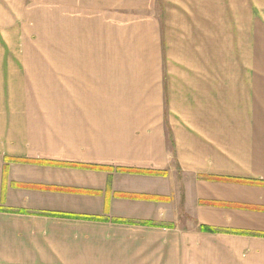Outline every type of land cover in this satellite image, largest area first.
<instances>
[{"label":"crops","instance_id":"crops-1","mask_svg":"<svg viewBox=\"0 0 264 264\" xmlns=\"http://www.w3.org/2000/svg\"><path fill=\"white\" fill-rule=\"evenodd\" d=\"M0 264H264V0H0Z\"/></svg>","mask_w":264,"mask_h":264},{"label":"trees","instance_id":"trees-1","mask_svg":"<svg viewBox=\"0 0 264 264\" xmlns=\"http://www.w3.org/2000/svg\"><path fill=\"white\" fill-rule=\"evenodd\" d=\"M88 168H93V169H104V168H98V167H94V166H87ZM136 173H142V174H146V173H151V172H138L136 171ZM230 181H234V180H230L228 179V182ZM239 183H243V184H248V185H253L256 184L255 182L252 181H239ZM137 198V197H136ZM16 213H22V214H26V211H17ZM42 215H47V216H51V217H58V218H67V219H73V220H83V221H95V222H110V220L108 218H103V217H96V216H89V215H75V214H62V213H44ZM113 223L116 224H122L125 223L121 220H111ZM142 225H152L149 223H141ZM201 231L202 232H207V233H214L217 232L216 230L207 228V227H201Z\"/></svg>","mask_w":264,"mask_h":264}]
</instances>
